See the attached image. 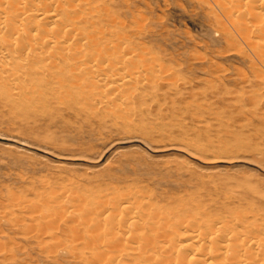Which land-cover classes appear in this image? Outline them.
Listing matches in <instances>:
<instances>
[{
    "label": "rangeland",
    "instance_id": "374dc122",
    "mask_svg": "<svg viewBox=\"0 0 264 264\" xmlns=\"http://www.w3.org/2000/svg\"><path fill=\"white\" fill-rule=\"evenodd\" d=\"M98 4L94 16L112 22L100 26L105 43L132 53L126 89H83L73 114L21 109L0 90V264H85L96 245L106 254L107 214L125 202L148 227L229 224L264 240V43L252 35L260 33L248 47L213 0ZM97 207L107 212L97 215L103 229Z\"/></svg>",
    "mask_w": 264,
    "mask_h": 264
},
{
    "label": "bare ground",
    "instance_id": "6f19581e",
    "mask_svg": "<svg viewBox=\"0 0 264 264\" xmlns=\"http://www.w3.org/2000/svg\"><path fill=\"white\" fill-rule=\"evenodd\" d=\"M100 1L103 0H0V90H5L2 96L9 100H19L15 107L21 109L31 108L38 111L54 105L62 106L73 114L76 95L87 91L83 89L90 87L92 90H98V94L108 95L131 83L130 78V82L125 80L128 79L125 73L135 68L130 57L132 53L121 50L118 44L105 43L106 37L100 26L102 23L106 24L104 18L110 24L112 22L107 13L101 20L94 16L93 13L97 10L104 11L102 7L100 9L98 4ZM213 2L221 17V20L218 18L219 21L222 22V18L226 20L233 28L234 34L244 40V43L258 36L259 41L264 43V0H213ZM87 25L89 30L86 28ZM254 30L262 37L260 38V35L255 37ZM259 45V49L255 48L257 52L264 48L263 44L260 47ZM102 54L112 55L118 67L114 65L112 66L114 68H111L108 58L103 59ZM251 54L253 55V52ZM254 56L257 58L258 55ZM145 60L140 63L143 64ZM149 62L150 60L148 63L146 61V64H150ZM105 64L109 67L107 70L98 67ZM155 68L160 70L156 66ZM125 89L122 92H126ZM83 99L86 101L84 104L89 105L90 114L96 111L98 117L102 116L93 104V96ZM117 100L118 98L115 101ZM87 114L83 113L85 116ZM124 204L117 206L118 209L114 207L117 210H111L112 212L109 211L108 214L97 207L99 209V214H95L97 220L105 214L108 215L106 217L108 225H112L110 229H105L99 222L104 216L98 220L99 226L105 230L104 234L111 240L110 244H104L103 247L110 248L106 254L103 253V249L101 251L98 248L95 241L97 238L101 240L99 235L101 229L97 230L98 225L94 226L97 227L96 235L99 237L92 239L93 237L88 235L96 246L95 248H86L90 244L84 246L92 256L85 264H118L124 256H129V264H264V240L257 239V234H254L255 238L252 241L249 238L245 239L243 238L245 233L241 232L240 228L238 231L235 225L229 224L222 225L223 228L221 225H217L218 227L212 225L206 231L194 226L195 224L183 223L184 226H181L177 222L172 223L171 228H167L164 223L162 226L148 227L145 218L141 219L140 216L138 219L133 218L134 208L126 205V202ZM119 239L123 242L119 243L118 250H114L111 245L113 243L116 245L115 242Z\"/></svg>",
    "mask_w": 264,
    "mask_h": 264
}]
</instances>
